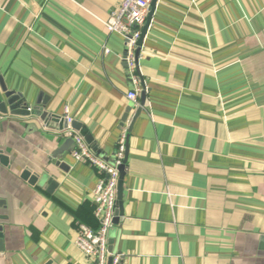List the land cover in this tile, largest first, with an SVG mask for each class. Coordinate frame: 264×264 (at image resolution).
Segmentation results:
<instances>
[{
	"label": "crops",
	"instance_id": "obj_1",
	"mask_svg": "<svg viewBox=\"0 0 264 264\" xmlns=\"http://www.w3.org/2000/svg\"><path fill=\"white\" fill-rule=\"evenodd\" d=\"M121 1L0 0V75L50 117L0 115V264H88L75 222L97 227L99 175L65 116L108 163L127 129L120 264H264V0H156L138 106L104 26Z\"/></svg>",
	"mask_w": 264,
	"mask_h": 264
},
{
	"label": "built area",
	"instance_id": "obj_2",
	"mask_svg": "<svg viewBox=\"0 0 264 264\" xmlns=\"http://www.w3.org/2000/svg\"><path fill=\"white\" fill-rule=\"evenodd\" d=\"M154 0H122L117 7L109 12L104 23L109 33L118 34L124 39L123 64L130 89L126 99L138 106V96L142 87L141 75L138 67V42L142 27L145 24L149 7ZM107 52V50L105 51ZM31 109L28 108L27 111ZM66 128L64 135L73 138L74 149L71 157L75 162L89 165L99 175L92 190L93 217L97 227L92 229L80 222H75L74 244L82 253L88 264H120L122 255L109 252V233L114 226L117 186L119 181V167L125 156V142L127 129L124 128L116 143L114 161L112 164L97 157L87 146L82 137L72 128V120L65 116Z\"/></svg>",
	"mask_w": 264,
	"mask_h": 264
},
{
	"label": "water",
	"instance_id": "obj_3",
	"mask_svg": "<svg viewBox=\"0 0 264 264\" xmlns=\"http://www.w3.org/2000/svg\"><path fill=\"white\" fill-rule=\"evenodd\" d=\"M156 0H154L150 7H149V11L148 15L146 17V21L144 26L142 27V31H141V37L140 40L138 42V46H141L143 37L145 35L146 29L149 25L150 22V17H151V11L153 9L154 3ZM144 93H142L141 98H142V103L141 106H143L144 104ZM28 107H25L21 104H19L18 102V97L15 96L14 92H11L7 89L4 80L2 78V76L0 75V115H13V116H22V117H28V116H38L39 119L41 121H45L48 120L50 117L48 115V113L46 111L43 110L42 107H38L37 109H31L30 111H27ZM141 108H139L140 110ZM64 123V127L66 128V122L65 120L63 121ZM73 128H77L78 129V125L76 124H72ZM127 139L128 136L126 135V142H125V148L127 150ZM90 138L87 139L88 142H90ZM126 163V151H125V156H124V160L122 165L119 167V181H118V186H117V205L120 207L121 209V199H122V178H123V174H124V166ZM23 179L29 178V172L26 171L23 173L22 176ZM37 180V176H30L29 178V183L33 184L35 181ZM51 188L55 187L56 184L51 183ZM115 221V219H114ZM115 223V222H114ZM2 237L1 231H0V239ZM0 246H1V241H0ZM1 248V247H0Z\"/></svg>",
	"mask_w": 264,
	"mask_h": 264
},
{
	"label": "rangeland",
	"instance_id": "obj_4",
	"mask_svg": "<svg viewBox=\"0 0 264 264\" xmlns=\"http://www.w3.org/2000/svg\"><path fill=\"white\" fill-rule=\"evenodd\" d=\"M113 163V162H112ZM112 163H109V164H112Z\"/></svg>",
	"mask_w": 264,
	"mask_h": 264
}]
</instances>
